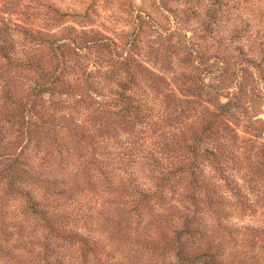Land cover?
I'll use <instances>...</instances> for the list:
<instances>
[{
    "label": "rangeland",
    "instance_id": "rangeland-1",
    "mask_svg": "<svg viewBox=\"0 0 264 264\" xmlns=\"http://www.w3.org/2000/svg\"><path fill=\"white\" fill-rule=\"evenodd\" d=\"M0 6L23 24L58 34L59 43L79 47L64 53L63 81L90 83L113 97L118 62L127 59L134 75L138 118L113 120L88 111L73 117L86 138L69 146L95 148L102 156L90 173H82L83 156L72 158L70 181L81 173L78 182L89 194L105 186L114 192L123 184L154 186L162 176L159 165L186 162L183 148L200 134L205 175L228 201L231 224L264 227V0H0ZM96 37L110 47L94 44ZM43 55L54 61L52 53ZM125 72L119 68L118 74ZM92 96L78 109L103 100ZM42 155L47 172L60 162L50 144ZM237 201L250 209H239Z\"/></svg>",
    "mask_w": 264,
    "mask_h": 264
},
{
    "label": "trees",
    "instance_id": "trees-1",
    "mask_svg": "<svg viewBox=\"0 0 264 264\" xmlns=\"http://www.w3.org/2000/svg\"><path fill=\"white\" fill-rule=\"evenodd\" d=\"M14 15L0 6V264H264V227L231 224L228 201L207 180L198 148L204 135L183 148L186 162L159 165L162 176L154 186L134 190L122 182L118 192L105 186L89 194L78 182L81 173L70 181L72 158L83 156L82 173H90L102 156L95 148L69 146L86 138L73 117L88 111L113 120L138 118L134 75L127 59L118 62L113 97L90 83L63 81L64 53L79 47L61 44L58 34ZM93 43L110 47L98 37ZM44 51L52 53V63L39 58ZM93 93L103 100L91 110L78 109ZM46 144L60 157L48 172ZM148 171L156 165L148 164ZM87 177L84 183L90 184ZM239 203V209H250Z\"/></svg>",
    "mask_w": 264,
    "mask_h": 264
}]
</instances>
